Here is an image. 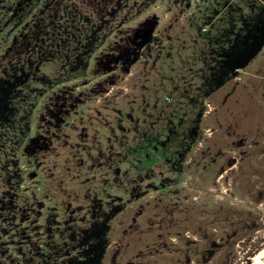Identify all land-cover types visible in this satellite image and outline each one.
<instances>
[{
	"label": "rangeland",
	"instance_id": "1",
	"mask_svg": "<svg viewBox=\"0 0 264 264\" xmlns=\"http://www.w3.org/2000/svg\"><path fill=\"white\" fill-rule=\"evenodd\" d=\"M11 3L0 264H250L264 245V0Z\"/></svg>",
	"mask_w": 264,
	"mask_h": 264
},
{
	"label": "trees",
	"instance_id": "2",
	"mask_svg": "<svg viewBox=\"0 0 264 264\" xmlns=\"http://www.w3.org/2000/svg\"><path fill=\"white\" fill-rule=\"evenodd\" d=\"M155 39H157L156 37H153L150 41H149V43L146 45V47L145 48H150L151 47V43L155 40ZM193 242V241H192ZM191 242V243H192ZM217 247V244H216V242L215 241H213V242H210V245H209V248H205L204 249V253H206V255H207V257L208 256H211V254L212 253H215V248ZM189 258H187L186 259V261H185V263H189Z\"/></svg>",
	"mask_w": 264,
	"mask_h": 264
},
{
	"label": "bare ground",
	"instance_id": "3",
	"mask_svg": "<svg viewBox=\"0 0 264 264\" xmlns=\"http://www.w3.org/2000/svg\"><path fill=\"white\" fill-rule=\"evenodd\" d=\"M250 264H264V245L252 256Z\"/></svg>",
	"mask_w": 264,
	"mask_h": 264
},
{
	"label": "flooded vegetation",
	"instance_id": "4",
	"mask_svg": "<svg viewBox=\"0 0 264 264\" xmlns=\"http://www.w3.org/2000/svg\"><path fill=\"white\" fill-rule=\"evenodd\" d=\"M13 6V4H8V0H0V17L3 15V11L7 10L6 7Z\"/></svg>",
	"mask_w": 264,
	"mask_h": 264
}]
</instances>
